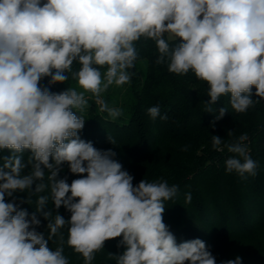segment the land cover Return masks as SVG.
Returning a JSON list of instances; mask_svg holds the SVG:
<instances>
[{
    "label": "clouds",
    "instance_id": "obj_1",
    "mask_svg": "<svg viewBox=\"0 0 264 264\" xmlns=\"http://www.w3.org/2000/svg\"><path fill=\"white\" fill-rule=\"evenodd\" d=\"M142 39L154 42L156 64L207 85L206 112L224 96L236 113L264 101V0H0V152L11 153L0 165V264H70L65 244L92 264L116 238L124 248L109 253L116 264H216L203 240L178 244L164 223L165 201L177 196V185L163 178L134 185L116 152L79 135L86 93L113 120L122 115L99 98L130 83ZM45 78L48 86H41ZM69 78L77 87L50 90ZM226 112L224 105L215 119ZM147 113L168 119L159 105ZM246 139L227 145L234 155L224 161L226 173L244 179L258 168ZM222 143L212 135L213 149L223 151ZM65 164L79 177L71 183L59 178ZM15 193L27 197L17 203ZM33 197L29 214L20 205ZM191 199L186 193L185 202ZM62 206L70 218L59 213ZM41 217L47 235L37 231Z\"/></svg>",
    "mask_w": 264,
    "mask_h": 264
},
{
    "label": "trees",
    "instance_id": "obj_2",
    "mask_svg": "<svg viewBox=\"0 0 264 264\" xmlns=\"http://www.w3.org/2000/svg\"><path fill=\"white\" fill-rule=\"evenodd\" d=\"M136 47L138 59L131 70L135 75L130 83L113 85L100 97L110 107L121 109L122 115L113 120L97 107L86 108L79 113L85 119L80 137L91 141L97 149L116 152L115 159L134 177V185L141 179L151 182L163 178L169 185L178 186L177 196L165 201L163 214L164 223L178 244L199 238L216 256L221 242L243 239L253 243L246 238L264 234V101L245 113H236L228 103L229 97L224 96L213 105L214 111L206 112L204 102L210 98L205 83L191 72L177 76L167 71L166 64H156L158 52L153 41L142 39ZM41 86H48V78L41 81ZM67 87H77L76 81L69 78L65 84L52 85L50 90L58 93ZM254 93L253 88V99H258ZM157 105L161 116L167 114V120H152L148 115L147 109ZM224 105L228 112L216 120ZM212 135L223 140V151L213 149ZM242 135L247 136L242 143L258 163L257 175L246 179L235 172L226 173L224 165L225 159L234 155L228 152L227 145L239 142ZM185 147L187 150H182ZM8 155L11 153L7 150L0 152V165L2 157ZM27 156L26 152L25 160ZM62 167L59 178L66 176L69 183L79 178L70 173L66 164ZM29 170L26 167L25 174ZM186 193H191L190 203L185 202ZM14 195L17 203L27 197V193ZM35 199L32 198L31 205L23 203L20 207L31 214L36 208ZM48 208L55 211L51 201ZM58 211L70 218L63 206ZM62 231L66 241L67 228ZM119 239L106 241L92 264H116L109 259V253L122 254L124 248L117 247ZM259 241L260 245L258 242L242 264H264V241ZM50 246L54 249L56 244L50 241ZM64 254L70 264H84L83 257L66 244Z\"/></svg>",
    "mask_w": 264,
    "mask_h": 264
},
{
    "label": "rangeland",
    "instance_id": "obj_3",
    "mask_svg": "<svg viewBox=\"0 0 264 264\" xmlns=\"http://www.w3.org/2000/svg\"><path fill=\"white\" fill-rule=\"evenodd\" d=\"M125 89V87H122ZM86 98L89 100V106L88 109L92 108H99V102L96 97L92 96L90 93H86ZM100 99V98H99ZM94 104V105H93ZM97 107V108H96ZM153 161V160H152ZM66 216H70V213H68ZM66 219V218H65ZM47 224V221L41 219V225L39 228H37V231H44L45 226ZM246 239H252L253 243H246V240L240 239L239 241L235 242H221L218 244V253H216L215 259L216 264H221V262L227 261L229 259H235L237 256L241 257L242 259H245L248 257L253 251V248L257 247L258 242L260 245V239H263L264 241V234L258 235L257 237H250ZM217 261H220L217 263Z\"/></svg>",
    "mask_w": 264,
    "mask_h": 264
}]
</instances>
